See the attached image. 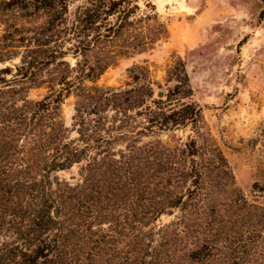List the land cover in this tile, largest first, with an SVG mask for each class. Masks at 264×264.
<instances>
[{"label":"rangeland","instance_id":"374dc122","mask_svg":"<svg viewBox=\"0 0 264 264\" xmlns=\"http://www.w3.org/2000/svg\"><path fill=\"white\" fill-rule=\"evenodd\" d=\"M62 1L68 30L41 35L49 44L38 45L36 54L47 58L26 93L42 100L60 89L63 76L71 86L55 118L65 141L81 149L80 161L52 172L51 180L79 186L87 176L88 186L105 189L113 223L94 228H114L116 220L123 232L120 221L130 219L128 229L153 248V264L263 262L252 250L242 252L255 247L253 230L264 235L253 224L264 215L261 2L115 0L111 29L100 28L107 38L84 51L97 29L85 30L83 15L81 23L75 18L98 0ZM18 14L7 23L0 18V40L11 31L6 44L17 54L30 43L26 35L46 27V12ZM18 64L17 56L0 63L12 69L7 79ZM100 67L96 79L79 81L81 71ZM186 103L197 106V119L174 126L173 111Z\"/></svg>","mask_w":264,"mask_h":264},{"label":"trees","instance_id":"16d2710c","mask_svg":"<svg viewBox=\"0 0 264 264\" xmlns=\"http://www.w3.org/2000/svg\"><path fill=\"white\" fill-rule=\"evenodd\" d=\"M259 1L260 16H264V0ZM115 4L118 1L107 5L106 0H98L97 6L79 9L75 22L81 23L80 15H83L85 30L97 29L95 38L82 43V50H89L107 38L100 28L111 29L107 22L117 12ZM28 8L30 13H26ZM40 11L46 12V27L24 37L30 42L25 45L24 53L17 54L6 44L11 31L5 29L0 40L1 64L19 57L11 79L6 78L12 72L11 67H0V264H153V248L143 240V234L140 237L138 230L128 229L130 219L120 221L123 232L118 230L116 220L114 228H94V223L101 225L105 220L113 223L107 207L111 199L105 189L88 186L87 176L85 184L79 186L50 178L52 172L80 161L81 149L73 146V141H65L64 125L55 118L60 117L58 105L71 86L63 76L60 89L42 100H28L26 93L38 83L47 58L45 52L43 57L36 54L38 45L49 44L48 40L41 41V35L52 32L58 36L68 30L66 6L62 0H0L1 19L13 12L24 17ZM3 23H7V18ZM55 53L57 50L48 54ZM101 70L100 67L81 71L79 81L94 80ZM171 95L172 91L167 94V101ZM173 112L171 121L179 126L195 121L199 109L186 103ZM90 169L87 162L83 171L88 173ZM253 224L264 228V215ZM249 242L255 247L242 252L249 254L252 250L253 259L264 258V249L256 250L259 243L264 246V235L261 237L253 230Z\"/></svg>","mask_w":264,"mask_h":264}]
</instances>
